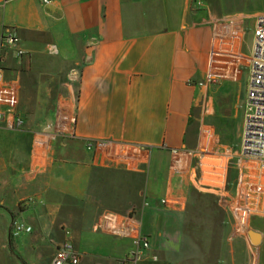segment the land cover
Masks as SVG:
<instances>
[{
	"label": "crops",
	"instance_id": "obj_1",
	"mask_svg": "<svg viewBox=\"0 0 264 264\" xmlns=\"http://www.w3.org/2000/svg\"><path fill=\"white\" fill-rule=\"evenodd\" d=\"M202 2L0 0V44L8 28L24 52L0 46L23 121L0 120V264H51L65 242L78 264L138 248L133 264H264V214L242 227L230 205L258 8ZM221 24L236 40L216 37ZM212 65L222 77L200 85ZM227 150L222 199L198 163ZM12 220L30 232L11 235Z\"/></svg>",
	"mask_w": 264,
	"mask_h": 264
},
{
	"label": "built area",
	"instance_id": "obj_2",
	"mask_svg": "<svg viewBox=\"0 0 264 264\" xmlns=\"http://www.w3.org/2000/svg\"><path fill=\"white\" fill-rule=\"evenodd\" d=\"M49 0H41L47 3ZM194 6L202 7V0H192ZM264 2V0H263ZM234 30L231 28L218 30L215 27L214 34L221 41L228 37L229 43L236 40V25ZM226 25L225 27H229ZM253 47L251 55L248 58L249 82L245 99V112L243 121L242 139L240 143V155L242 158L241 172L238 178V191L234 196V201L230 203L235 213L236 221L239 226L244 227L249 218L253 215L264 214V3L263 10L256 19V26L253 30ZM1 50L8 49L13 51L15 56L21 57L24 52L16 47V35L11 29H4L1 35ZM212 54H215L213 51ZM214 59V58H213ZM214 63V60H212ZM223 69H216L212 65L206 81L200 85L215 81L222 77ZM15 87L6 85L4 80L3 67L0 62V120L8 117L13 121L15 128L21 127L23 121L15 113ZM91 142L87 143V149L92 147ZM228 150L220 155L204 152L200 156L198 163L199 176L202 187L214 190L223 199L225 194L226 169L228 165ZM164 202V201H162ZM11 235H17L19 232H30L31 228L20 221L12 220L10 223ZM141 244V248H147L149 245L147 237H141L136 241ZM140 247V246H139ZM139 249L134 252L129 259L124 260L126 264L135 263L140 257ZM51 264H78V255L73 245L69 242L63 243L55 252Z\"/></svg>",
	"mask_w": 264,
	"mask_h": 264
},
{
	"label": "rangeland",
	"instance_id": "obj_3",
	"mask_svg": "<svg viewBox=\"0 0 264 264\" xmlns=\"http://www.w3.org/2000/svg\"><path fill=\"white\" fill-rule=\"evenodd\" d=\"M223 3H224L223 10L224 9L231 10V9L234 8L235 0H223ZM263 3H264L263 0H251L250 6L252 5L253 7L258 8L257 11L260 12L263 9ZM234 9H236V7ZM257 11H255V12H257ZM255 12H254V15L257 14ZM250 14H251V12H250ZM254 15H251L246 20V23H247V25H246L247 27H246V30H245V34H246L245 35V45H246V47L250 46L251 43H252V31H253V27H254ZM245 78H246V76L244 75V76H242L241 79L245 80ZM198 245H200V243H197V245H195V249L196 250H199L197 248Z\"/></svg>",
	"mask_w": 264,
	"mask_h": 264
}]
</instances>
